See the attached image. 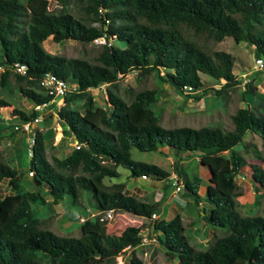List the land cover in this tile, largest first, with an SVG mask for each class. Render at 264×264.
<instances>
[{"label":"trees","instance_id":"16d2710c","mask_svg":"<svg viewBox=\"0 0 264 264\" xmlns=\"http://www.w3.org/2000/svg\"><path fill=\"white\" fill-rule=\"evenodd\" d=\"M56 1L57 7L49 9L48 0H0V116L16 91L32 105L51 107L53 96L40 80L52 73L69 80L73 87L56 114L62 134L73 136L79 144L65 155H48L51 133L37 131L28 167L23 169L12 165L0 149V183L6 179L14 190L0 196V264H118L117 256L128 249L132 264H147L134 250L143 245L141 229L149 224L159 202L126 194L123 184L109 186L105 179L119 177V167L133 176L166 178L169 172L133 159L132 147L139 151L161 147L180 153L198 151L200 163L211 174L205 195L199 192L202 177L197 173L181 182V195L196 205L203 204L195 217L185 221L177 213L170 220L151 222L167 261L264 264V201L261 214H242L237 200L242 187L236 181L241 172L255 193L264 191V166L248 163L245 155L256 148L243 141L251 131L264 149V114L250 106L239 107L231 116L230 129L166 127L151 107L156 101V85L134 91L117 83L132 70L145 76L163 69L159 79L187 99L198 100L213 88L203 85L201 74L223 79L214 89L215 95H223L240 82L233 72L234 57L209 48L207 41L229 36L249 45L256 58L264 59V0ZM71 2L75 3L73 10ZM101 36L112 42L97 45L92 58L55 54L44 46L47 39L87 45ZM16 64L24 65V73L15 69ZM102 84L106 85V108L94 104L91 92ZM10 113L19 124L38 115L33 108L27 113L12 107ZM240 143L244 153L235 149ZM245 165L249 166L246 171ZM30 170L34 189L16 190L22 173ZM84 194L91 196L98 212L127 213L142 218L143 224L128 225L118 234L89 230L70 236L58 234L49 228L47 219L36 214V208L47 204L49 197L52 204H58L69 196L71 205L82 206ZM202 224L213 229L205 249L199 247L202 243L193 233ZM217 228L225 233L218 235Z\"/></svg>","mask_w":264,"mask_h":264},{"label":"rangeland","instance_id":"374dc122","mask_svg":"<svg viewBox=\"0 0 264 264\" xmlns=\"http://www.w3.org/2000/svg\"><path fill=\"white\" fill-rule=\"evenodd\" d=\"M24 1V0H21ZM74 2L69 4L71 10L74 9ZM47 7L53 9L57 7L56 0H48ZM97 25V23H94ZM209 48L214 50H224L231 53L234 57L233 72L239 78V84L225 91L223 95H215L214 89L219 88L224 80H217L206 74H201L203 85L213 87L209 89L202 98L187 99L184 93L175 90L168 83L159 79V75L164 73L163 69L154 71L152 75L140 76L137 70H132L128 74L121 76L117 81L120 88H132L138 91L146 86H157L156 101L151 107L160 116L161 124L166 127L173 126H217L222 129H230L232 127L231 116L237 108L250 106L255 112L264 114V67L258 69L255 63L256 57L253 55L252 49L243 42H235L231 37H224L221 41H207ZM120 46H124L123 42H117ZM98 44L95 42L87 45H81L72 40L54 43L51 39L45 41V48L55 54H64L70 57H88L92 58L98 50ZM93 93L94 104L108 107L106 85L102 84L96 89L91 90ZM64 100L55 98L51 107L46 106L40 112V120L31 123L29 130L21 127L16 130L15 125L21 126L18 120L11 116L10 109L18 107L31 112L32 104L26 98H22L16 91L11 105L3 109L4 115L0 117L1 124L6 127L10 124L9 130L4 134L2 140L3 146L0 149L2 154L16 167L27 168L29 156L26 151L27 136L30 132H46L50 131L48 136L47 154L65 155L70 152L77 144L73 136H65L61 132V127L57 121V109L63 105ZM3 126V127H4ZM22 130V131H21ZM24 132V133H22ZM0 140V142H1ZM243 141L253 143L256 152L251 150L247 153L248 163H255L264 166V149L261 147L260 138L251 131L246 132ZM1 144V143H0ZM242 144H238L235 149L240 153H244L241 149ZM131 157L135 160L154 163L169 172L166 178H153L143 176H133L126 168L119 167V177L105 179L106 185L113 183H121L124 186V192L133 196H143L145 199L158 201L159 205L156 209V217L149 219V224L141 229L142 243L141 247H137L135 255L142 258L147 264H177L176 260L167 261L163 256V246L157 241V232L151 223L153 220H170L177 213H180L184 220L187 221L191 217L198 214L202 205H196L191 200H186L181 192L175 190L176 185H181L185 176L197 173L203 180L200 184L199 192L205 195L206 187L209 181L210 171L207 166L200 163L198 151H190L180 153L179 150L172 147H161L155 151H139L132 147ZM259 155L256 157L255 155ZM248 165L243 167L246 171ZM237 183L242 187V194L237 197L239 201V211L245 215L261 214V207L264 201V191L255 193L252 185L241 174L236 175ZM44 188L48 185L43 184ZM8 183L4 179L0 183V196L8 193ZM34 189L31 176L27 171L22 173V177L16 186V190L24 191ZM14 191V190H13ZM12 190L9 193L13 192ZM47 204L38 206L36 214L48 220L49 228L61 235L78 236L82 231H97L99 233H115L118 234L128 225H142L143 219L134 217L127 213H113L111 217L103 216L94 208L93 199L90 195L84 194L82 198V206L71 205V198H65L58 204H52L51 198H47ZM209 210L208 207H206ZM102 218V219H101ZM148 223V222H147ZM197 241L202 244L200 248L207 247L206 241L211 237L213 230L208 225H199L193 230ZM216 233L222 235L225 229L217 228ZM131 249L120 253L117 256L118 264H132L130 261Z\"/></svg>","mask_w":264,"mask_h":264},{"label":"built area","instance_id":"2783aa9c","mask_svg":"<svg viewBox=\"0 0 264 264\" xmlns=\"http://www.w3.org/2000/svg\"><path fill=\"white\" fill-rule=\"evenodd\" d=\"M93 42H95L96 44L100 45V44H103V43H106V39L101 36V37H98L96 39L93 40ZM112 42V40H108V44H110ZM255 63H256V66L258 67V69H261L264 67V59L261 58V57H258L255 59ZM15 69L18 71V72H21V73H24L25 71V67L23 64H16V67ZM40 84L41 86L45 89V91L48 93V94H51L53 96V100L55 98H61L63 99V97L65 96V94L71 90L73 87L72 85L70 84L69 80H64L62 78H59L57 77L56 75L52 74V73H45L41 80H40ZM52 100V102H53ZM47 105L46 104H40V105H32V108L36 111H38V115L31 121H26L24 123L21 124V126H18V125H15L14 128L15 129H18V128H22L24 130H29V127L31 125V123L33 122H38L40 120V112L42 110V108L46 107ZM35 132H30L28 134V137H27V147H26V151H27V154L30 158L31 156V147L34 145L35 143ZM79 144L77 143L75 147H78ZM28 174L30 176L33 175V170H30L28 172ZM143 177H147L145 175H142ZM183 189V186L182 184L181 185H176L175 186V190L177 192H181ZM98 212V211H97ZM100 213V212H98ZM101 214H104L103 216H108V217H111V214H113V211L112 210H108L107 212H104V213H101ZM156 217V212H153L152 215H151V218L154 219ZM102 219V218H101Z\"/></svg>","mask_w":264,"mask_h":264},{"label":"crops","instance_id":"0c3cea01","mask_svg":"<svg viewBox=\"0 0 264 264\" xmlns=\"http://www.w3.org/2000/svg\"><path fill=\"white\" fill-rule=\"evenodd\" d=\"M3 115H4V113H2L0 117H2ZM9 117H12V116H9ZM3 126H4V125L1 124L0 128L3 127ZM9 128H10V124H8V125L6 124V127H4V130H3V132H2V135H3V136H5L4 133H5L7 130H9ZM21 131H22V130H21ZM256 136H257V135H256ZM27 137H28V136H27ZM0 143H1V144H0V148H2V146H3L2 140H1ZM26 147H27V146H26ZM28 161H29V160H28ZM240 173H241V172H240ZM210 175H211V174H210ZM209 177H210V176H209ZM245 178L248 180L247 177H245ZM202 180H203V178H202ZM248 182H249V180H248ZM249 183H250V182H249ZM250 184H251V183H250ZM9 191H11V188H10V187L8 188V193H9ZM8 193H7V194H8ZM10 193H11V192H10ZM5 194H6V193H3L1 196L5 195ZM185 199H186V200H189V199H187V198H185ZM191 201H192V200H191ZM209 227H210V226H209ZM210 228H211V227H210ZM212 230H213V229H212Z\"/></svg>","mask_w":264,"mask_h":264},{"label":"water","instance_id":"95a60500","mask_svg":"<svg viewBox=\"0 0 264 264\" xmlns=\"http://www.w3.org/2000/svg\"><path fill=\"white\" fill-rule=\"evenodd\" d=\"M38 183V182H37Z\"/></svg>","mask_w":264,"mask_h":264}]
</instances>
